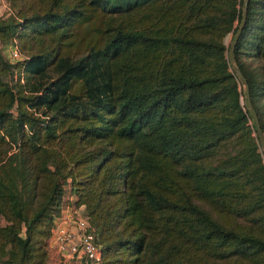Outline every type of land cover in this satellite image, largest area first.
<instances>
[{
  "label": "trees",
  "instance_id": "1",
  "mask_svg": "<svg viewBox=\"0 0 264 264\" xmlns=\"http://www.w3.org/2000/svg\"><path fill=\"white\" fill-rule=\"evenodd\" d=\"M6 1L0 44L38 79L0 81V264H46L67 179L99 264L262 262L264 159L223 40L242 0ZM232 57L264 140V0Z\"/></svg>",
  "mask_w": 264,
  "mask_h": 264
},
{
  "label": "rangeland",
  "instance_id": "2",
  "mask_svg": "<svg viewBox=\"0 0 264 264\" xmlns=\"http://www.w3.org/2000/svg\"><path fill=\"white\" fill-rule=\"evenodd\" d=\"M16 11H17V8H15V1H13L10 4L6 0H0V17H6L8 15H16ZM230 37H231L230 33H228L224 36L223 40H224L225 45L229 46ZM32 43H35V42L26 38L25 39V44H26L25 48H30L29 52H31V53L37 52L38 44L35 43L34 45H32ZM7 45L0 44V56L2 58V61H4V62H0V81H1V83L8 85L14 92H16V90L22 89L23 95L29 94L28 88L32 85L31 83L36 84L38 78L31 76V75H28V78L26 79L25 73L21 70V68H20L21 66L18 65L19 63L17 61L11 60L8 57L9 45L8 46ZM44 45L45 46L47 45V41H44ZM18 48H19V51L21 53L20 59H23L24 55H26V53H25L26 51L20 47H18ZM226 57L228 60V53L226 54ZM241 61H242V64L244 65V68L246 71H250V73H255V74L259 72V65L255 60L248 59L243 55ZM4 63H11V66L9 68H6L4 66ZM232 64L236 67V65L233 61V57H232ZM228 65H229V70L232 71L229 60H228ZM45 81L46 80H42V83H46ZM240 89L242 90L243 97H244V90H243V86L241 84H240ZM71 90L72 91L78 90V85L74 84ZM35 115H39L38 112L35 113ZM251 135L254 136V133L251 132ZM255 135H256V133H255ZM230 148H231V146L228 145V147L225 151H229ZM225 151H223V152H225ZM259 151L261 152L260 147H259ZM261 156L263 157L262 153H261ZM263 159H264V157H263ZM59 188H60V194H59V198L57 200V206H56L58 214L60 213L61 210L65 209L66 206H69V205L76 206L74 204V202L70 203V199H74V200L77 199L75 191L73 190V187L70 183V180H68V179L67 180H61L59 183ZM224 221H227L229 223L232 222L233 225H236V226H240V225L241 226H249V223L247 221L240 220L237 218L232 221L231 217H226L224 219ZM57 259H59V258L56 256L55 252L53 250H51V248L49 247V244H48L47 250H46V264H61L62 261L60 260V262L58 263ZM64 264H73V263H64ZM223 264H253V263L249 260L241 259L238 261H234V262L231 261V262H226ZM258 264H264V259L262 260V262H260Z\"/></svg>",
  "mask_w": 264,
  "mask_h": 264
},
{
  "label": "built area",
  "instance_id": "3",
  "mask_svg": "<svg viewBox=\"0 0 264 264\" xmlns=\"http://www.w3.org/2000/svg\"><path fill=\"white\" fill-rule=\"evenodd\" d=\"M9 58L21 57L16 45L9 49ZM74 199L71 202H73ZM83 207L70 205L67 212L59 214L51 229L49 241L57 254L69 260H79L83 264H99L100 252L94 243L93 228L83 213ZM58 217L60 218L59 220ZM81 263V264H82Z\"/></svg>",
  "mask_w": 264,
  "mask_h": 264
},
{
  "label": "water",
  "instance_id": "4",
  "mask_svg": "<svg viewBox=\"0 0 264 264\" xmlns=\"http://www.w3.org/2000/svg\"><path fill=\"white\" fill-rule=\"evenodd\" d=\"M246 3L247 0H242V4H241V12H240V20L239 23L237 25V28L234 32L233 37L230 40L229 46H228V60L229 63L231 65L232 71L235 74V77L237 79V81L243 86V90H244V105L245 108L248 110L249 115L252 119L253 125H254V129H255V133H256V139L258 142V145L261 149V153L264 157V140H263V136H262V132L259 126V122L257 119V115L252 107V104L250 102V98H249V92H248V86H247V82L244 79L242 73L240 72V70L238 68H236L233 64H232V51H233V47L237 41V38L242 30L243 24H244V20H245V16H246Z\"/></svg>",
  "mask_w": 264,
  "mask_h": 264
},
{
  "label": "crops",
  "instance_id": "5",
  "mask_svg": "<svg viewBox=\"0 0 264 264\" xmlns=\"http://www.w3.org/2000/svg\"><path fill=\"white\" fill-rule=\"evenodd\" d=\"M72 200H73V199H70V201H72ZM69 206H70V205H69ZM69 206H66L65 209H63V210L60 211V213H59V217L67 212ZM59 217H58V219H56V220H59V219H60ZM54 221H55V220H54ZM48 244H49V247L51 248V250H53V251L55 252L56 256L59 258V259H57V260H58V263L60 262V260L62 261L63 264H64V263H73V264H81V263H82V261L79 262V260H76V259L69 260V259L63 258L62 256H60L59 254L56 253V251H55V250L53 249V247L51 246L50 241L48 242ZM62 263H61V264H62ZM82 264H83V263H82Z\"/></svg>",
  "mask_w": 264,
  "mask_h": 264
}]
</instances>
